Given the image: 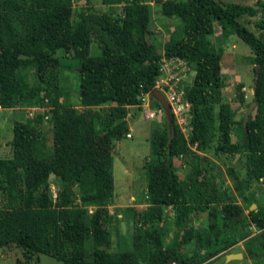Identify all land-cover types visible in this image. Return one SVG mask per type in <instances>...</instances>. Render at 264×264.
Segmentation results:
<instances>
[{
    "label": "trees",
    "instance_id": "trees-1",
    "mask_svg": "<svg viewBox=\"0 0 264 264\" xmlns=\"http://www.w3.org/2000/svg\"><path fill=\"white\" fill-rule=\"evenodd\" d=\"M151 1L161 6L163 15L183 23L181 36L162 48L145 40L138 21L144 0H101L125 3L129 10L125 8L124 16L118 7L112 14L88 9L78 20L73 19V0H0V106L23 113L13 121L11 156L0 158V248L21 249L25 262L39 254L62 264H122L123 256L131 259V253L110 250L107 205L114 182L109 161L115 142L129 131V107L140 108L141 94L150 95L163 59L171 57L192 68L197 96L191 102L188 137L174 116L171 128L164 117L163 126L152 132L151 154L164 155L172 173V205L160 224L145 222L134 233L141 264H209L248 236L244 223L264 228V205L252 202L257 208L247 218L229 188L218 186L220 171L210 175L218 166L201 154L216 134L215 152H240L245 180H260L264 196V2L257 0L254 7L215 0ZM258 11L255 25L261 33L256 35L240 18ZM215 26L220 37L214 36ZM232 33L253 47L255 74L259 66L255 106L245 133L239 122L242 132L235 142L230 137L236 109L223 99V49L217 43ZM93 43L100 44L101 53H90ZM57 51L72 53L79 61L81 110L60 101ZM184 89L191 100L190 88ZM240 100L245 101L243 92ZM216 106L217 132L212 129ZM30 107L34 109L27 116ZM174 159L188 166L185 177L174 174ZM227 173L245 199L230 162ZM53 178L63 181L55 195L49 186ZM203 211L205 218L199 216Z\"/></svg>",
    "mask_w": 264,
    "mask_h": 264
},
{
    "label": "rangeland",
    "instance_id": "rangeland-1",
    "mask_svg": "<svg viewBox=\"0 0 264 264\" xmlns=\"http://www.w3.org/2000/svg\"><path fill=\"white\" fill-rule=\"evenodd\" d=\"M180 1V0H177ZM220 4L235 3L240 5H250L256 7L257 0H215ZM264 2V0H261ZM143 12L139 15V23L146 35L145 40L148 43H154L159 47H163L164 43L170 38L181 36L183 23L177 16L168 17L161 13V6L151 0L141 2ZM125 6V7H124ZM128 6V5H127ZM125 3H102L101 0H73V19L78 20L81 14L90 10H99L100 12L112 11L118 7V11L123 9L125 16V8H129ZM261 17V11L254 16L244 15L240 18L241 23L252 33L259 35V31L255 22ZM112 26V22L108 24V28ZM216 36L220 37L221 30L218 26L214 27ZM223 49L221 57V74L225 83L223 88V99L228 102L232 108L236 109L234 116V124L231 126V141L235 142L241 135V126L243 114L248 105L253 100V89L255 81V64L254 49L236 33L227 38H221L217 41ZM216 43V44H217ZM90 53L93 55L101 53L99 43H93L90 47ZM56 56L60 60V88L62 104L71 105L81 110L78 92L80 85L79 61L72 53L56 52ZM185 62V61H184ZM186 63V62H185ZM26 71V70H25ZM24 71V74L26 72ZM194 71L189 68L181 79V84L190 88L189 94L190 104L195 101L197 91L193 87ZM30 83L35 84L36 79L27 75ZM241 92L245 95V101L241 102ZM145 102L129 107V131L131 136H123L114 144L113 153L109 161V169L111 170L114 187L112 198L115 199L117 206L112 210L114 216L110 218L108 229L110 231L112 252L131 253V259L122 257V264H141V256L135 248L133 235L144 229L145 222L158 225L164 218V211L168 206L172 205L171 199V175L169 166L166 163L164 155L154 156L151 154V138L152 132L159 130L163 126L164 112L159 111L155 101L146 95ZM192 102V103H191ZM12 109V108H11ZM34 108H28L25 111H32ZM154 115L150 116L149 112ZM27 113V112H26ZM23 113L18 109H0V158L11 156L10 140L12 139L13 121L22 117ZM144 117H143V116ZM190 115V108H189ZM215 122L212 127L213 131L218 125V107L213 110ZM27 116H30L29 113ZM84 119V117H83ZM177 122V121H176ZM178 124V123H177ZM212 130L210 132H213ZM6 142V146L2 143ZM217 136L215 134L209 149L204 150V154L218 166L212 170L210 175L214 176L219 173L218 183L220 188L228 187L230 193L235 197L236 201L241 204L243 213L247 217L249 205L256 201L260 205H264L263 184L260 180H252L247 182L245 174V158L244 163L241 159V153L237 156L234 166L235 172L239 176L242 186V198L239 192L235 190L234 182L227 173V164L232 162L234 156L225 155L224 153H216L215 146ZM42 148L38 147L39 151ZM47 152V150H43ZM174 174L178 178H183L188 173V166L181 165L180 160L174 159ZM54 178L52 182L54 183ZM222 184V185H220ZM53 194L58 190L50 186ZM133 196V200L130 198ZM112 199V200H113ZM125 199V201H124ZM143 202L142 204H138ZM256 204V203H255ZM110 205V204H108ZM107 205V206H108ZM110 208V207H108ZM120 208L126 211L124 220L117 217ZM253 206L252 209H256ZM110 210V209H109ZM202 218L206 216L199 215ZM195 220L194 224L199 225L202 220ZM248 218V217H247ZM244 230H247L248 236L232 245L222 253L214 257L209 264H264V229H258L253 225L244 223ZM90 245V241L88 242ZM88 248V247H87ZM134 250L137 251L138 262L136 261ZM230 253H242L240 257H229ZM88 257V250H87ZM0 264H62L61 261L45 255L39 254L33 256L29 262H25L21 249L11 245L0 248ZM170 264H173L171 262ZM175 264H177L175 262Z\"/></svg>",
    "mask_w": 264,
    "mask_h": 264
},
{
    "label": "built area",
    "instance_id": "built-area-1",
    "mask_svg": "<svg viewBox=\"0 0 264 264\" xmlns=\"http://www.w3.org/2000/svg\"><path fill=\"white\" fill-rule=\"evenodd\" d=\"M189 65L180 57L164 58L160 66V75L156 81L157 88L165 96L172 115L175 117L182 133L188 137L190 131V102L185 98V89L181 84L183 74L189 70ZM148 93L141 94V103L145 102V96ZM159 111H163L160 107ZM153 116V112H149ZM130 137L131 134L127 133ZM92 212V210H90ZM175 264V262H173Z\"/></svg>",
    "mask_w": 264,
    "mask_h": 264
},
{
    "label": "water",
    "instance_id": "water-1",
    "mask_svg": "<svg viewBox=\"0 0 264 264\" xmlns=\"http://www.w3.org/2000/svg\"><path fill=\"white\" fill-rule=\"evenodd\" d=\"M258 69H259V66H256L255 80L257 79V76H258ZM254 87H255V81H254ZM253 92H254V89H253ZM150 96H152L154 99H156L158 101L161 109L163 110V112L165 114V117L167 118L168 125L171 128L173 115H172L170 106H169L165 96L157 88H153L151 90ZM254 106H255V102L254 101L250 102L248 107H247V109H246V111L243 114L241 125H242V127L244 129V133L247 131V122H248V119H249V115H250V113H251V111H252ZM239 155H240V152H236L235 153L234 158H233V160L231 162L232 165H234V162H235L237 156H239ZM253 206H256V204L252 203L251 206H249L248 211L252 210ZM199 215L206 216L207 212L206 211L200 212ZM241 255L242 254H240V253H230V254H228L229 257H234V258L240 257Z\"/></svg>",
    "mask_w": 264,
    "mask_h": 264
},
{
    "label": "crops",
    "instance_id": "crops-1",
    "mask_svg": "<svg viewBox=\"0 0 264 264\" xmlns=\"http://www.w3.org/2000/svg\"><path fill=\"white\" fill-rule=\"evenodd\" d=\"M214 36H216L215 35V32H214ZM130 107H133V106H130ZM30 108H34V107H30ZM0 109H10V110H12L11 108H3V107H1L0 106ZM29 115H31V111H29ZM143 116V115H142ZM144 117V116H143ZM126 119H127V121H128V124H129V113H128V115L126 116ZM128 129H129V126H128ZM128 133H130V131H128ZM131 134V133H130ZM126 136H127V134H126ZM7 145V143L6 142H3L2 143V146H6ZM11 147V146H10ZM114 152V151H113ZM114 154V153H113ZM54 183L53 182H51L50 183V185L49 186H52L54 189H55V187H57L58 186V189H61L62 188V186H63V181L60 179V178H54ZM52 190V189H51ZM57 191V190H56ZM56 193V192H55ZM55 195V194H54ZM132 200H133V196H131L130 197ZM113 199V198H112ZM124 201H125V199H124ZM143 202H139L138 204H142ZM108 207H110V208H108ZM114 207H119V206H117V203L115 202V199H113L111 202H110V205H108L107 206V208H108V211H109V216H110V218H112L114 215V211L112 210ZM112 208V209H111ZM93 209H94V207H92V206H90L89 207V210H92L93 211ZM110 209V210H109ZM125 213H126V211L124 210V209H122V208H120V210H119V212L117 213V217L118 218H120V219H123L124 220V216H125ZM123 216V217H122ZM264 229V228H263ZM242 254V253H241ZM243 255V254H242Z\"/></svg>",
    "mask_w": 264,
    "mask_h": 264
}]
</instances>
